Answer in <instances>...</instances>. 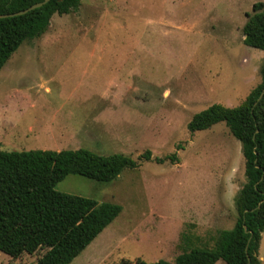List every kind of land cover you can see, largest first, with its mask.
Segmentation results:
<instances>
[{
    "label": "rangeland",
    "instance_id": "obj_1",
    "mask_svg": "<svg viewBox=\"0 0 264 264\" xmlns=\"http://www.w3.org/2000/svg\"><path fill=\"white\" fill-rule=\"evenodd\" d=\"M256 2L264 0H81L77 9L53 15L47 30L25 40L1 69L3 149L54 147L69 121L85 120L98 134L81 129L80 142L63 149L176 156L142 161L109 182L68 174L56 184L58 191L122 206L70 264L174 263L190 247H213L219 231L235 225L246 182L241 143L225 122L195 132L187 124L213 103L240 104L261 81L264 50L245 44L243 33ZM81 56L115 62L83 75L85 65L100 64ZM116 78L128 88L106 97L112 109L97 127L86 120L96 94L86 93ZM45 251L17 258L0 251V264H34ZM259 256L264 264V231Z\"/></svg>",
    "mask_w": 264,
    "mask_h": 264
},
{
    "label": "trees",
    "instance_id": "obj_2",
    "mask_svg": "<svg viewBox=\"0 0 264 264\" xmlns=\"http://www.w3.org/2000/svg\"><path fill=\"white\" fill-rule=\"evenodd\" d=\"M43 0H0V14L14 13ZM81 0H49L26 14L0 17V71L27 39L42 35L53 15L67 14ZM245 44L264 50V3L256 2L243 26ZM261 81L236 106L213 103L195 113L190 132L225 122L240 141L246 182L239 191L238 218L222 229L213 247L193 246L175 258L136 264H262L259 248L264 231V61ZM176 160L175 154L154 157L146 150L137 158L122 152L109 155L88 148L7 150L0 145V251L17 258L46 249L34 264H70L122 211L111 201L56 190L68 174L109 182L125 168L142 161ZM261 202V203H260ZM121 264H131L123 260Z\"/></svg>",
    "mask_w": 264,
    "mask_h": 264
},
{
    "label": "crops",
    "instance_id": "obj_3",
    "mask_svg": "<svg viewBox=\"0 0 264 264\" xmlns=\"http://www.w3.org/2000/svg\"><path fill=\"white\" fill-rule=\"evenodd\" d=\"M82 58H85V59H89L88 61H86L87 63L86 64H89V63H99L100 65H97V66H89V65H85L84 69H83V75L89 73L90 70H95V71H101L104 67V65L108 64V63H114L115 61L113 59L115 58H111V57H108V58H105L104 56H99V57H94V56H88V57H85V56H81ZM107 59V61L105 60ZM122 63L123 62H127L125 59L124 60H121ZM84 79V85H86V80L85 78ZM59 80V79H58ZM117 82L111 80V79H108L101 82L102 83L100 86L101 88L100 89H97V85L96 86H93L92 89L90 91H87L86 94H89L91 95L92 93L93 94H96L95 97H93V100H92V103H87L89 104V107L88 109L86 110L88 112V118L89 119H86L89 121V123L93 124V125H96L98 127V120L99 118H102L103 115V112L105 111H108V110H111L112 108H108L107 105H106V97L108 95H111V94H116V93H119L118 91L116 92L115 91V87L121 89L123 87L125 88H128V85L126 84V82L122 81L120 78H116ZM96 82H98L99 80L98 79H95ZM65 81L63 80V83ZM64 86H62L60 88V94L63 95V92H62V89H63ZM45 89L47 91H50V88L49 87H45ZM72 92V90H71ZM95 92V93H94ZM65 94V93H64ZM90 97V96H88ZM88 97H83V99H81L82 103L84 102V100L86 99V102H88L90 100V98ZM85 102V103H86ZM106 105V106H105ZM61 109V108H60ZM101 121V120H99ZM90 125H88V122L86 123L85 120L81 123H74V122H70L69 121V125L66 126L64 129H60L55 135H57L55 137L56 139V144L54 147H43L44 149H52L54 148V150H61L63 149L64 146H69V144H77L80 142V136H85V135H82L80 134V130L81 129H87L86 131H84V134H86L87 136H91L93 134H98L97 131H94L93 133L90 132L88 130V127ZM30 130L31 132H33V127H30ZM68 136V139H65L66 137ZM63 137V138H62ZM76 137V139H75ZM1 145V143H0ZM2 147V145H1ZM79 148V147H78ZM39 149V148H37ZM15 150V149H14ZM22 150H26V149H22ZM259 255H260V248H259ZM259 258L263 259L262 256H259Z\"/></svg>",
    "mask_w": 264,
    "mask_h": 264
},
{
    "label": "water",
    "instance_id": "obj_4",
    "mask_svg": "<svg viewBox=\"0 0 264 264\" xmlns=\"http://www.w3.org/2000/svg\"><path fill=\"white\" fill-rule=\"evenodd\" d=\"M48 1L49 0H43V1H40V2H37V3H34L31 6H29L28 8L22 9L20 11L14 12V13L0 14V17H7V16H15V15L26 14L30 10L35 9L37 7H40V6L44 5L45 3H47Z\"/></svg>",
    "mask_w": 264,
    "mask_h": 264
}]
</instances>
